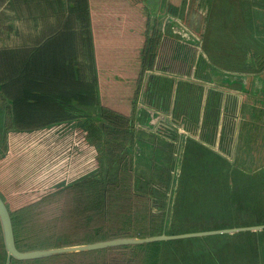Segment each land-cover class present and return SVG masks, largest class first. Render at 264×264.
I'll list each match as a JSON object with an SVG mask.
<instances>
[{
    "label": "trees",
    "instance_id": "obj_1",
    "mask_svg": "<svg viewBox=\"0 0 264 264\" xmlns=\"http://www.w3.org/2000/svg\"><path fill=\"white\" fill-rule=\"evenodd\" d=\"M42 1L48 15L29 16L40 12ZM188 1L168 0L167 6L171 13L177 15L179 12L178 18H181L180 12L184 11ZM110 2L116 4L109 6L112 10L127 11L132 24L136 20L143 21L145 15L141 18L135 7H141V3L129 6L119 0H0L3 8L0 27L4 29L0 37L5 31L12 32L13 19L7 15L9 10L16 12L18 20L26 22L30 18L35 26L38 20L45 21L47 25L45 32L30 39L32 47L0 49V97L1 101L10 104L5 128L30 132L52 124L71 122L82 118L88 109L98 108L101 126L95 133L100 131L105 136L104 144L99 145L101 151L97 161L100 166L96 172L73 183L50 184L43 188L44 194L40 198L30 200L15 210L6 203L15 243L22 252L123 237L145 238L163 232L173 234L167 232L174 231L170 210L176 197L177 174L174 175L172 170L159 172L150 168L148 158L139 153L138 161L137 153L131 150L135 137L132 103L129 105L119 93H102L103 88L108 87L109 79L113 80L107 77L109 71L120 68L123 73L125 60L135 53L141 54V66L139 77H131V80L133 83L141 81L143 69L151 68L157 57V39L155 33L148 37L147 18H144L143 36L135 39L128 33L126 38L111 37L105 30L110 19L92 15L94 7L102 12ZM263 8L264 5L259 3L253 10ZM51 15H57L53 22L50 21ZM254 18L260 28L250 38L264 47V16L262 12L255 11ZM194 19L198 29L199 17ZM249 20L254 21L253 17ZM244 23L246 25L247 22ZM249 25L247 23L245 27L247 30L252 28ZM5 39H8L7 35ZM202 62L205 59L202 58ZM113 65L115 68H111ZM125 68L129 69V66ZM92 71L95 76L88 77ZM122 78L121 87H124L127 77ZM95 86L100 88V96L95 95ZM74 104H78V108ZM166 135L165 141L175 144V133ZM237 155L240 159L251 154ZM142 159L149 167L138 165ZM183 159L181 157L178 161L181 170ZM247 163L254 165L255 160L248 157ZM156 164L160 165L159 162ZM172 166L173 163L171 169ZM235 236L247 239L241 245L246 244L247 255L233 257L234 264H264V233ZM175 243L113 247L31 261L11 260L10 264H165L166 252L173 251L169 248ZM211 258L216 264V257L211 255ZM4 263L0 237V264Z\"/></svg>",
    "mask_w": 264,
    "mask_h": 264
},
{
    "label": "crops",
    "instance_id": "obj_2",
    "mask_svg": "<svg viewBox=\"0 0 264 264\" xmlns=\"http://www.w3.org/2000/svg\"><path fill=\"white\" fill-rule=\"evenodd\" d=\"M119 1H122L123 3L125 2V4L129 6L141 3V7H135H137L138 12H140L139 14L141 15V18L144 17V15V18H147L148 37L151 38L155 33V39H157L158 44L157 57L154 60V64L149 69H143L141 81L133 83V80H131V77H139L138 69L141 66V54L135 53L130 59L125 60L123 73H121L120 68L118 70L109 71L107 77H112L113 80L109 79L108 87L103 88L102 90V93L106 91V93L108 92L111 95L119 93L129 105L130 102L132 103V118L135 137L131 150L137 153L138 161L140 160L138 156L139 154L142 157H145L146 155H151L155 150L154 147L148 146L147 143L167 140L166 134L169 133L166 132L167 129L161 128V120H159V118H165L168 121H166L165 124L168 125V123H170L169 125L171 126L173 125L172 120H176L177 127L175 129H177V132L179 134L188 133L189 135L195 129H199L203 132L201 127L206 128L209 119L205 118L206 111L215 107V111L219 114V120L217 119L216 126L220 122V125L224 128L223 132H225V135L223 139L228 137L227 127L229 122H232L234 126L237 124L238 127V124L241 122V111L246 117L244 119L248 122L247 125L250 128L249 135L255 136V127H264V81L260 78L264 77V75L251 73L247 76L245 83L240 82H243V77L239 76L219 77L222 82L225 79L224 82L227 84V86H223L221 90L217 89L215 83L211 85L212 80L217 76L208 77L210 72H207L206 70L203 71L204 75H206L205 77H194V81L193 79L186 77H177L168 66L163 67L165 64H163L162 61L164 59L169 60L171 56L173 57L172 53L176 40L179 42L185 41L178 39L182 37L177 38V30H180V28L174 26V22L170 21V19H174L175 16L176 18L179 16L168 10V12H165L166 14L161 17V12L159 10H156L159 12L149 11L141 1L135 4H131L128 0ZM206 2L207 1L201 0V4H199L200 7L207 4ZM218 2H223V0H218ZM231 2L233 3V0H231ZM236 2L237 11L241 13V16L244 19H247L245 22L251 24L249 26H252V22L249 20L252 15L248 10L257 6V4H259L258 2L264 3V0H237ZM156 4L161 5L159 9L162 10L165 9V6L167 8L168 0H160L159 2L157 0ZM42 5L43 6L41 7L43 9L41 8L39 13H32L29 16L36 17L38 14L42 16L48 15V9L44 7L45 3L43 1ZM114 5L116 4L113 2H110L109 5L106 4L102 12L94 7L92 9V15L95 17L110 19L105 30L111 37L119 36L121 38H126L128 33L133 34L135 39L138 36H143L144 18L143 21H141L142 19L136 20L132 24V22L128 20L127 11L122 12L120 9L112 10L109 7ZM0 11H3L2 7H0ZM246 11H248L247 14L245 13ZM255 11L262 12V15L264 16V8L254 10L253 13H255ZM204 12L207 13V10H204ZM7 15L13 19L11 24L12 32L5 31L0 37V49L32 47L30 39L33 37L36 38L37 35H41L46 30L47 25L45 21L38 20L37 25L35 26V23L31 21L30 18L29 20H26V22L16 19L15 17L17 14L14 11H7ZM205 16L207 17L206 14ZM50 17L51 22H53L54 19H57V15H51ZM247 23L246 25L244 23L245 27H247ZM2 30L4 31L3 27H0V32H2ZM249 31L252 34L250 29ZM6 35L8 39H5ZM22 39L24 40L22 41ZM259 46L264 49L262 45L259 44ZM79 60L80 59H78V61ZM166 64L168 65L169 63ZM115 66L116 65H113L111 68H115ZM125 66H129V69L125 68ZM94 76L95 72L93 71L88 75V77ZM122 77H127L124 87H121ZM135 83L136 86L134 87L133 84ZM229 85L231 86L230 88ZM184 90L187 91L186 94H190V92L193 91L197 93L195 106L191 105L189 102V105L186 107V104H188V102H186L187 98L184 101L177 100L180 92L181 97L185 96L183 93ZM94 93L95 95L98 94V96H100L101 90L98 86H95ZM243 94L244 96L245 94L247 95L246 105H243L242 101L240 102L236 99L237 95H241L242 100H244ZM74 105L75 108H78V104ZM189 106L191 108H189ZM188 108L189 110H192L190 114L187 111ZM9 110L10 104L1 101L0 97V141L3 140L7 143V155L0 159V195L5 199L8 205L16 204L17 202L22 203L26 200L30 201L32 199L29 196L31 195L28 191L29 185L23 184L21 188L17 181V175L23 174L26 171H31L36 174L39 173V178L37 180L38 183L36 184L39 188H45L51 185L54 186V183L61 182L62 178L57 179L54 177L64 175L67 166H70V173L72 175L71 180L75 179V177L82 178L99 169L100 165L99 161H97V157L101 151L99 145L102 146V144H104L105 136L99 131L97 134L100 135L101 140L99 144H96L93 134H95L96 128L101 126V118L98 108H93L92 110L88 109V112L83 115L82 118H75L71 122L52 124L45 128L30 132L8 131L5 128V116L8 114ZM237 117L238 120L236 119ZM219 129L216 130L215 134H217ZM156 130H164V132ZM238 131L239 127L234 129L229 136H236ZM204 135L206 138L209 136L207 132ZM234 142L235 138L233 143ZM225 144H227V141L223 143V145ZM169 154H171L173 158L176 156L172 151L171 153L169 152ZM141 164H144V166L147 167L150 166L152 169L155 167V164L151 163L148 166L147 163H145V159H142L138 165ZM182 167L184 168V165ZM232 167L237 169H248L250 171V167L247 165H235ZM183 170H181V173ZM60 173L63 174L56 175ZM22 179L23 178H21V180ZM176 185L177 190L175 196L179 197L180 193L182 194L183 189L179 183H176ZM170 211L172 212L170 217H175L179 212L183 214L182 216H188L190 213L189 209H182L175 203V201L174 204H172V209ZM259 232L263 233L264 230ZM167 233L171 232L169 231ZM236 234L240 233L211 236L207 237V239L228 238L230 241H233L237 238V236H235Z\"/></svg>",
    "mask_w": 264,
    "mask_h": 264
},
{
    "label": "rangeland",
    "instance_id": "obj_3",
    "mask_svg": "<svg viewBox=\"0 0 264 264\" xmlns=\"http://www.w3.org/2000/svg\"><path fill=\"white\" fill-rule=\"evenodd\" d=\"M128 1L131 4L141 1L147 10L160 11L161 17L169 10L168 6L160 10L159 7L161 5L156 4L157 0ZM204 1H207L206 3L209 5L205 4L200 7L201 0H189L184 11L180 12L181 17H183L179 18L181 19V25L190 30V36L193 38L180 31L181 29L177 30V38L182 37L178 39L185 41L180 42L181 44L179 43V45L176 44L175 47L174 55L176 57L174 62L176 74L183 69V73L180 76H188L186 78L193 79V81V76L195 74H202L204 70L213 72V75L214 72L241 75L256 73L257 75H264V49L253 38L254 41L250 38L257 28H260L257 19L254 18L253 9L255 7L248 10L254 20L250 29L252 31L251 34L247 28L243 27L247 19H244L241 13L237 11V0H233V3L231 0H223V2H218V0ZM258 3L264 5L263 2ZM204 10H207V13ZM248 11L245 13L247 14ZM194 17H199L200 25L198 29L196 25L197 20ZM176 24L174 22V26ZM204 26L207 29H205L206 31H203ZM201 57L205 59V62H202ZM199 58H201L200 61H198ZM246 62L247 64H245ZM184 68L185 70L188 69L191 74L188 71L185 73ZM219 77L214 78L212 82H208H211V85L215 83L217 89L221 90L227 84L224 81L222 82ZM260 78L264 81V77ZM183 93L185 96L181 97L180 92L177 100L184 101L187 98L186 102L188 104H186V107L189 105V102L195 106L197 93L194 91L190 92L188 97H186V90ZM246 103L245 98L242 100V104L246 105ZM189 108L191 107L189 106ZM189 108L187 111L190 114L192 110H189ZM241 112V122H238L239 131L234 137L229 135L232 134L234 129L238 128L237 124L234 126L232 122H229L227 127L228 137L223 139L225 135V132H223L224 128L220 125V122L216 126L219 114H217L214 107L206 111L205 118L209 119L206 128L201 127L203 132L195 129L186 138L184 150L191 157H184V176L182 172L177 182L181 185L183 191L179 197H175V203L182 209H189L190 213L188 216H182L183 214L179 212L175 217L171 216V220L173 221L171 227L174 230L171 233L173 235L218 228H242L264 225V127H255V136L249 135L250 128L247 125L248 122L244 119L246 118L244 113L242 114ZM236 119L238 120V117ZM172 121L176 124V120ZM218 129L219 131L215 134ZM156 131L164 132V130ZM206 132L209 134L207 138L204 135ZM93 135L96 144H99L101 140L100 135L97 133ZM234 138L235 141L238 140L240 143L241 153L245 155L251 154L250 157H253V160H255L254 165L256 166L251 164L250 171L231 166H235L236 162L238 165H249L247 163L249 156L238 159L239 157L235 150L234 152L231 151ZM196 141L199 143H196ZM226 141L227 144L223 145ZM200 143L206 146L208 150L203 149L199 145ZM6 147L7 143L3 140L0 141V159L6 157ZM193 156L194 159H191ZM65 172L64 175H62L63 173L56 174L57 176H62H55L54 178H62V181L54 183V186L59 183L67 184L80 180L78 177L71 180L70 166L66 167ZM38 174L26 171L23 174L17 175V181L21 188L23 184L29 185L28 191L31 194L29 195L32 198L31 200L40 198L44 194V189L39 188L36 184L38 183ZM21 178L23 179L21 180ZM27 201L29 200L22 203L10 204V209L15 210ZM244 239L236 238L230 241L228 238L207 239V237H203L176 241L169 248L170 250H174L166 252L168 258L164 263L214 264L211 258V255H214L216 257V264H234L233 257L239 255L240 258L243 255H247L244 248L246 244L243 247L241 246L242 243L247 241V239Z\"/></svg>",
    "mask_w": 264,
    "mask_h": 264
},
{
    "label": "water",
    "instance_id": "obj_4",
    "mask_svg": "<svg viewBox=\"0 0 264 264\" xmlns=\"http://www.w3.org/2000/svg\"><path fill=\"white\" fill-rule=\"evenodd\" d=\"M170 21L176 22L177 23L176 27H179L181 31H183L186 35L188 36L191 35L190 30H187L185 27L181 25V19L175 18V19H170ZM199 51L201 52L200 49ZM249 74L251 73H248L247 75L246 74L243 75V82L241 81V83H245L247 79L246 76H248ZM236 75H239V74H236ZM246 97L247 95L245 94L244 99ZM236 99L237 101L241 102L242 96L237 95ZM159 120H161V123H160L161 128H165V129L169 128V126L165 124L167 121L165 118H159ZM172 124L174 126H177L173 122ZM262 230H264V225L242 227V228H231V229H218V230H212V231H201V232H193V233L174 234V235L166 234L165 232H163L162 234L158 236L145 237V238L123 237V238H117V239H111V240H105V241H99V242H93V243L22 252L17 248L16 243H15L13 224H12L9 209L6 205V202L0 196V237H1V243L3 246V251L5 253V263L4 264H10L11 260L31 261V260L49 258L53 256H61V255L103 250V249L113 248V247L136 246V245H144V244L155 243V242H170V241H178V240H185V239H192V238H203V237H211V236H218V235H228V234L243 233V232H259Z\"/></svg>",
    "mask_w": 264,
    "mask_h": 264
},
{
    "label": "flooded vegetation",
    "instance_id": "obj_5",
    "mask_svg": "<svg viewBox=\"0 0 264 264\" xmlns=\"http://www.w3.org/2000/svg\"><path fill=\"white\" fill-rule=\"evenodd\" d=\"M168 11V10H167ZM170 11V10H169ZM177 15H179V12L177 13ZM206 28H205V26H204V30H205ZM179 41L178 40H176L175 41V46H174V49H173V57L171 56V58L169 59V60H163L162 61V63L163 64H165V65H163V67H169L170 68V70L171 71H173L175 74H176V68H175V55H174V52H175V47H176V44H178L179 45ZM181 44V43H180ZM201 60V58H199L198 59V61H200ZM166 63H169L168 65L166 64ZM195 63V62H194ZM197 63V62H196ZM182 69V68H181ZM182 71H183V69H182ZM179 72L178 74H176V76L177 77H181L180 76V74L181 73H183V72ZM184 71H185V73H186V71H188V73H190L191 74V72H189V70L188 69H186L185 70V68H184ZM207 72H209V71H207ZM213 72H211L210 71V74H209V76L208 77H215V76H217V77H219V76H222V77H237V76H239V77H243V75H241V74H239V75H236L235 73H228V74H226V73H222V72H218V73H216V72H214V75L212 74ZM206 75H204V73L202 72V74H200V75H198V74H195L193 77H205ZM186 77H188V76H186ZM188 96V94H186V97ZM168 122V121H167ZM170 123H168V125L167 126H169V128L167 129V133H169V134H173V133H175V135L176 136H174L173 138H174V143L175 144H170L169 143V141H156V142H154V143H147V145L148 146H151V147H154L155 148V150L152 152V154L151 155H149V156H145V157H147L148 158V161L151 163V164H155V167H154V170L156 169L157 171H162V170H169V171H171L172 170V173L175 175V174H177V176H178V178H179V176H180V173H181V168H180V166L178 165V161L180 160V158L181 157H188V158H190L191 157V155L190 154H188L185 150H184V146H185V143H186V138L188 137V133H186V134H179L178 132H177V129H175L177 126H174V125H169ZM171 137V136H170ZM196 143H199V142H197L196 141ZM203 149H206V150H208V148L206 147V146H204L202 143H200L199 144ZM234 150H235V152L236 153H241V147H240V143L238 142V140H236L233 144H232V147H231V151H233L234 152ZM171 151L174 153V154H176V156L173 158L172 156H171V154H169V152L171 153ZM250 157V156H249ZM191 159H194V156L191 158ZM157 160H159V161H157ZM184 160V159H183ZM157 162H159L160 163V166L161 167H159L156 163ZM173 163V166H172V169H171V164ZM167 164H168V167H167ZM249 164V163H248ZM184 164H182V166H183ZM231 165V164H230ZM231 166H234V165H231ZM247 166H249V167H251L252 165L251 164H249V165H247ZM179 173V174H178ZM178 182V179H177V181H175V183H177ZM173 184H174V179H173V181H172V186H173Z\"/></svg>",
    "mask_w": 264,
    "mask_h": 264
}]
</instances>
